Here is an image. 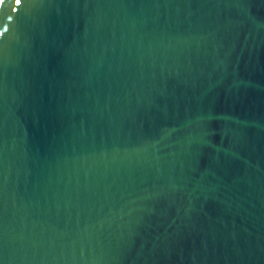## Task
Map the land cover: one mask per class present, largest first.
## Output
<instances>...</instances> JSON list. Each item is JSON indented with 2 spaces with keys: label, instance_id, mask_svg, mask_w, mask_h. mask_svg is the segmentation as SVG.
Masks as SVG:
<instances>
[{
  "label": "water",
  "instance_id": "obj_1",
  "mask_svg": "<svg viewBox=\"0 0 264 264\" xmlns=\"http://www.w3.org/2000/svg\"><path fill=\"white\" fill-rule=\"evenodd\" d=\"M0 264H264V0H0Z\"/></svg>",
  "mask_w": 264,
  "mask_h": 264
},
{
  "label": "snow or ice",
  "instance_id": "obj_2",
  "mask_svg": "<svg viewBox=\"0 0 264 264\" xmlns=\"http://www.w3.org/2000/svg\"><path fill=\"white\" fill-rule=\"evenodd\" d=\"M20 2L22 3V0H20ZM0 35H3V33H2V32H0Z\"/></svg>",
  "mask_w": 264,
  "mask_h": 264
}]
</instances>
